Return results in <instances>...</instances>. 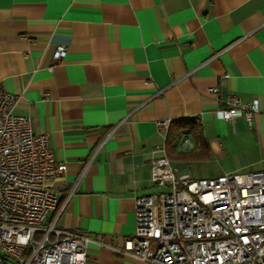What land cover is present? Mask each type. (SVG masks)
<instances>
[{
    "label": "crops",
    "instance_id": "1",
    "mask_svg": "<svg viewBox=\"0 0 264 264\" xmlns=\"http://www.w3.org/2000/svg\"><path fill=\"white\" fill-rule=\"evenodd\" d=\"M0 85L68 165L47 221L88 233L85 264H148L118 249L158 146L178 169L264 154V0H0ZM231 95L259 100L252 125L216 116Z\"/></svg>",
    "mask_w": 264,
    "mask_h": 264
},
{
    "label": "built area",
    "instance_id": "2",
    "mask_svg": "<svg viewBox=\"0 0 264 264\" xmlns=\"http://www.w3.org/2000/svg\"><path fill=\"white\" fill-rule=\"evenodd\" d=\"M66 53L59 46L54 57ZM19 100L0 85V264H85L88 233L47 221L57 207L53 181L68 165L32 116L16 111ZM257 112L258 99L231 95L216 116L252 125ZM156 151L152 181L162 190L136 198V231L118 251L148 264H264V170L194 178L172 164L165 145Z\"/></svg>",
    "mask_w": 264,
    "mask_h": 264
},
{
    "label": "rangeland",
    "instance_id": "3",
    "mask_svg": "<svg viewBox=\"0 0 264 264\" xmlns=\"http://www.w3.org/2000/svg\"><path fill=\"white\" fill-rule=\"evenodd\" d=\"M264 154L261 151H251L246 148H237L223 158L211 156L205 160L176 163L180 172L194 178L216 177L219 174L248 173L264 170ZM178 168V167H177ZM160 186L156 190H161ZM41 234H37L40 238Z\"/></svg>",
    "mask_w": 264,
    "mask_h": 264
}]
</instances>
